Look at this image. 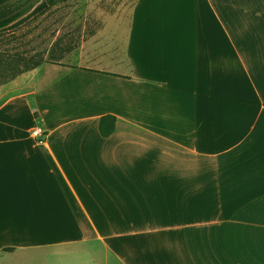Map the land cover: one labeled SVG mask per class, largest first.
Returning <instances> with one entry per match:
<instances>
[{
  "label": "crops",
  "instance_id": "obj_1",
  "mask_svg": "<svg viewBox=\"0 0 264 264\" xmlns=\"http://www.w3.org/2000/svg\"><path fill=\"white\" fill-rule=\"evenodd\" d=\"M68 60L0 85V264H264V0H136Z\"/></svg>",
  "mask_w": 264,
  "mask_h": 264
},
{
  "label": "rangeland",
  "instance_id": "obj_2",
  "mask_svg": "<svg viewBox=\"0 0 264 264\" xmlns=\"http://www.w3.org/2000/svg\"><path fill=\"white\" fill-rule=\"evenodd\" d=\"M44 1H38L25 16L29 18L24 24L0 34V53L9 58L21 56L34 61L43 58L44 63L50 64L72 63V60H68L69 54L90 35L103 28L104 17L116 15L136 2V0H61L56 6L30 16ZM132 15L131 10L122 13V18L126 19H123L122 24H117L114 18L107 20L106 29L102 34L108 45L116 48L122 45L120 33L127 29V22L130 21L128 17ZM83 37L85 39H82ZM50 52H52L51 58L48 56ZM62 55L63 58L60 59ZM53 57H57L60 61L56 62ZM13 67L15 71L25 69L24 64L19 60Z\"/></svg>",
  "mask_w": 264,
  "mask_h": 264
},
{
  "label": "trees",
  "instance_id": "obj_3",
  "mask_svg": "<svg viewBox=\"0 0 264 264\" xmlns=\"http://www.w3.org/2000/svg\"><path fill=\"white\" fill-rule=\"evenodd\" d=\"M39 0H16L7 5L0 7V34L9 32L17 28L18 26L24 24L29 17L23 18L20 21L16 22L14 25L7 27L9 24L14 23L16 20L26 16L32 8L38 3ZM61 0H46L41 5H39L34 12L30 15L43 12L49 7H54ZM57 44V43H55ZM49 58L52 56V52L49 53ZM63 58L60 57V59ZM24 64L25 69L22 71L14 70V63L18 61ZM32 60V62H31ZM53 60L59 62L60 60L57 57H53ZM45 59H38L34 61L33 59L21 58V56H15L12 58L7 57L5 54L0 53V85L9 82L10 80L15 79L21 74H24L28 71L38 68L44 64ZM116 127V118L113 116H106L101 119L100 131L103 137H110L115 132Z\"/></svg>",
  "mask_w": 264,
  "mask_h": 264
},
{
  "label": "built area",
  "instance_id": "obj_4",
  "mask_svg": "<svg viewBox=\"0 0 264 264\" xmlns=\"http://www.w3.org/2000/svg\"><path fill=\"white\" fill-rule=\"evenodd\" d=\"M33 136H34L35 138H39L40 136H42V132H41L40 130H35V131L33 132Z\"/></svg>",
  "mask_w": 264,
  "mask_h": 264
}]
</instances>
